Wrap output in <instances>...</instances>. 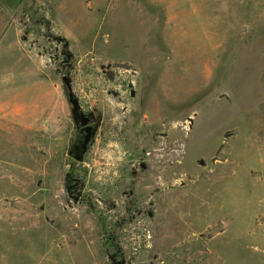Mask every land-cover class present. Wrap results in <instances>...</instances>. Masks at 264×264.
<instances>
[{"label":"rangeland","instance_id":"obj_1","mask_svg":"<svg viewBox=\"0 0 264 264\" xmlns=\"http://www.w3.org/2000/svg\"><path fill=\"white\" fill-rule=\"evenodd\" d=\"M0 264H264V0H0Z\"/></svg>","mask_w":264,"mask_h":264},{"label":"water","instance_id":"obj_2","mask_svg":"<svg viewBox=\"0 0 264 264\" xmlns=\"http://www.w3.org/2000/svg\"><path fill=\"white\" fill-rule=\"evenodd\" d=\"M65 47L66 48L69 47L68 42L65 43ZM115 66L119 67V68H124L127 70L131 68L130 65L125 64V63H118ZM63 81L67 87L69 101L73 107L72 112L74 115V119H75L76 123L78 124L79 128H82L81 133L86 132L85 139L82 142H80L78 145H76L74 147V150H73L75 160L82 161L85 153L88 151L90 143L92 142L93 136L96 132V128L90 125L91 117L93 114L92 113L87 114L82 110L81 103H80L79 99L75 96L74 91H73V87H72L70 80L68 79L67 76L63 77ZM134 94H135V92H133V95Z\"/></svg>","mask_w":264,"mask_h":264},{"label":"flooded vegetation","instance_id":"obj_3","mask_svg":"<svg viewBox=\"0 0 264 264\" xmlns=\"http://www.w3.org/2000/svg\"><path fill=\"white\" fill-rule=\"evenodd\" d=\"M65 48H66V47H65ZM60 56H63V68H64V69H66V68H70V66H71V64H70V58H71V56L66 52V50H63V51L60 52V51H59V47H57V49L55 50V53H54V55H53V58L55 59V61H57V60L60 59ZM130 87H131V86H130ZM81 106H82V105H81ZM82 110H83V108H82ZM83 111H84V110H83ZM84 112H85V111H84ZM85 113L90 114V112H85ZM92 114H93V113H92ZM93 119H94V114H93L92 117H91L90 125L93 126V127H95L96 130H97V127H96L95 125L92 124ZM76 124H77V123H76ZM77 129H78V136H77L76 144L74 145V147H75L76 145H78L80 142H82V141L85 139V134H86V132L81 133L82 128H79L78 124H77ZM95 133H96V132H95ZM94 135H95V134H94ZM93 138H94V136H93ZM92 141H93V139H92ZM91 143H92V142H91ZM91 143H90V145H91ZM74 147H73V150H74ZM89 147H90V146H89ZM88 150H89V148H88ZM87 152H88V151H87ZM87 152L85 153L84 158H85ZM72 155H73V157H74V151H72ZM84 158L82 159V161L84 160ZM74 159H75V157H74ZM76 161H77V160H76ZM79 162H81V161H79Z\"/></svg>","mask_w":264,"mask_h":264},{"label":"trees","instance_id":"obj_4","mask_svg":"<svg viewBox=\"0 0 264 264\" xmlns=\"http://www.w3.org/2000/svg\"><path fill=\"white\" fill-rule=\"evenodd\" d=\"M102 226H103V228H105V223L102 222Z\"/></svg>","mask_w":264,"mask_h":264}]
</instances>
